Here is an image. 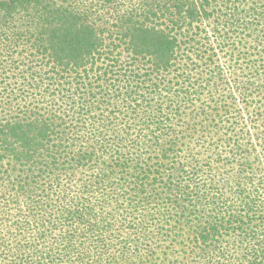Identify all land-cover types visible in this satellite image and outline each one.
Here are the masks:
<instances>
[{
  "label": "trees",
  "instance_id": "obj_1",
  "mask_svg": "<svg viewBox=\"0 0 264 264\" xmlns=\"http://www.w3.org/2000/svg\"><path fill=\"white\" fill-rule=\"evenodd\" d=\"M261 19L264 0H0V65L79 104L69 118L38 105L0 117V264H264L252 172L229 152L223 181L215 166L229 158L194 153L182 119L214 86L192 48L204 64L217 55L190 30ZM145 93L160 98L148 114ZM169 237L182 248L155 256Z\"/></svg>",
  "mask_w": 264,
  "mask_h": 264
},
{
  "label": "rangeland",
  "instance_id": "obj_2",
  "mask_svg": "<svg viewBox=\"0 0 264 264\" xmlns=\"http://www.w3.org/2000/svg\"><path fill=\"white\" fill-rule=\"evenodd\" d=\"M225 6L219 5L218 7L219 22L230 15L228 6ZM211 22L212 20H208L205 24H201L200 29L190 30V32H194V37L201 43L209 38L210 45L215 48L217 55L210 61L206 60L205 64L202 62L204 60L201 57L202 51L192 48V59L200 64L198 67L202 71L199 73L202 76L201 79L203 78L205 83L209 82V84L214 82V86L205 87L201 93L196 94V97L185 103L184 107L182 106V119L186 125L190 126L188 133L195 137L194 153H200L201 156L212 154L214 158L218 153L220 158L223 156L229 158L230 161L227 163L223 161L225 163H218L215 166L220 177H226L232 166L229 152H233V161L237 156L240 157L241 162H245V171L252 172L254 176L252 181L259 187L261 196L264 197V67H262L264 65V20L251 21V29L234 24L231 30L224 28L222 25L224 21L222 23ZM24 39V37L21 38V40ZM21 48L19 46L11 50V52L15 51L11 53L13 59L19 55ZM29 54L30 50L27 49L24 50L22 56ZM2 58L1 56L0 60ZM29 59L31 58L24 60ZM17 63L21 64V58ZM8 68V66L0 65V74L3 72L0 75L1 118L20 114L22 110H25L24 106L31 108L35 105H38V109L39 106H43V110L46 108L47 111H50L49 109H51L56 114L61 113L64 116L68 114L69 117H72V110L79 105L77 104L78 99L68 96L64 88L59 91L54 84V86H50L51 89L44 90L45 83L37 87L29 85L27 82L30 81V76L25 73L24 77L20 74L7 73ZM38 76L35 74V78ZM32 80L34 81V79ZM7 82L8 85L14 87L13 93L7 89ZM120 85L123 88L122 84ZM65 88L68 89L69 86L66 85ZM77 94L79 95V92ZM144 96L145 101L148 100L151 104L147 110L148 114L156 109V102L160 98L153 97L149 93H145ZM110 108L111 106L108 107L104 103L100 109L93 110V114L95 117L102 116L101 114L108 113ZM124 109L126 112H130L129 108ZM258 110L262 112L260 115L257 114ZM122 115L124 113L118 112L114 126L123 127L118 121ZM137 122L138 120H134L131 124ZM185 124L183 128L186 126ZM237 143L238 145H236ZM7 167L5 162L1 166L2 169ZM9 172L17 173V170ZM186 235V232H181L183 238H186ZM160 243L155 246V256L163 257L164 252H170L172 248H176L175 251L182 248L180 242L171 241L170 237ZM179 253L180 251L174 254L177 256Z\"/></svg>",
  "mask_w": 264,
  "mask_h": 264
}]
</instances>
